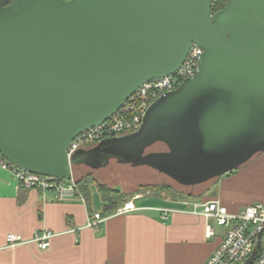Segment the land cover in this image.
Here are the masks:
<instances>
[{"label": "water", "instance_id": "obj_1", "mask_svg": "<svg viewBox=\"0 0 264 264\" xmlns=\"http://www.w3.org/2000/svg\"><path fill=\"white\" fill-rule=\"evenodd\" d=\"M0 0V154L69 182L104 156L182 187L264 153V0ZM202 51L195 75L147 110L138 132L68 159L71 142L112 118L143 84ZM161 143L164 151L146 152ZM258 250L253 258L259 256Z\"/></svg>", "mask_w": 264, "mask_h": 264}, {"label": "crops", "instance_id": "obj_2", "mask_svg": "<svg viewBox=\"0 0 264 264\" xmlns=\"http://www.w3.org/2000/svg\"><path fill=\"white\" fill-rule=\"evenodd\" d=\"M261 161L221 178L212 194L210 185L182 197L135 190L126 202L132 201L136 211L121 216L115 212L123 204L109 211L101 196L91 198L93 184L85 193L79 190L84 202L60 201L53 192L23 189L10 172L0 168V264H204L222 237H206L212 222L193 213L194 204L218 201L231 214L254 202L264 204ZM244 194L253 198L244 201ZM95 213L102 219L98 229L86 228ZM41 230L55 235L47 250L34 244L5 248L8 234L29 241Z\"/></svg>", "mask_w": 264, "mask_h": 264}, {"label": "built area", "instance_id": "obj_3", "mask_svg": "<svg viewBox=\"0 0 264 264\" xmlns=\"http://www.w3.org/2000/svg\"><path fill=\"white\" fill-rule=\"evenodd\" d=\"M68 1V0H65ZM202 55L201 49L192 45L179 69L172 75L143 84L108 121L92 128L75 138L67 150L68 159L77 151L96 147L104 140L129 136L138 132L143 118L150 106L165 94L176 90L183 81L192 78ZM0 168L10 172L20 186L25 190H37L42 194L53 192L60 201L79 199L84 202L76 182L58 181L52 177L27 173L14 166L0 154ZM136 211L132 201L117 208L115 215L121 216ZM193 213L198 214L206 222L215 223L225 229L219 245L204 264H246L260 250L250 264H264V204L256 203L243 208L237 214H231L218 201H208L194 204ZM102 222L99 213L93 214L92 220L86 223V228L98 229ZM215 233L211 226L206 227V237L212 238ZM55 235L48 230L34 232L27 241L17 234H8L5 238V248L34 244L45 251L50 247V241Z\"/></svg>", "mask_w": 264, "mask_h": 264}, {"label": "rangeland", "instance_id": "obj_4", "mask_svg": "<svg viewBox=\"0 0 264 264\" xmlns=\"http://www.w3.org/2000/svg\"><path fill=\"white\" fill-rule=\"evenodd\" d=\"M93 148L89 150L82 149V150L77 151L72 156V160L83 158L84 153L92 150ZM165 149L166 148L163 144L158 143V144L151 146L146 152H160V151H164ZM108 159L106 160L104 156L100 155L98 158L95 157L89 160L90 163L101 164L98 169H93L83 164L75 165L72 167V179H74V181H77L81 178H89L92 181L93 185H92L91 192H90L91 198L95 197L97 200H99V197L101 196V193L97 190L99 185L105 186L106 188H109V189H112V188H116L119 190L122 189V192L128 195H134L133 191L135 190L144 191L146 190L148 186L153 187V186H158V185H168L172 189V192H176L181 195H186L190 192V190H194L195 192L193 191L192 193H194L195 195V193H198L199 190L204 189L210 185L209 190H210V194H212L216 190L214 188L216 183L221 178L222 179L226 178L227 176H229V174H234L235 172H237V170L233 171L229 174H226L222 177L216 178L210 182H207L203 185H200L194 188L193 187H182V186L177 185L171 179L167 178L166 176L158 173L157 171L151 168L132 167L127 164L119 163L115 158H112L110 160ZM259 160H262L261 162H263V165H264V153L256 155L247 164L251 162L254 163V161H259ZM169 193L172 196V193L171 192ZM252 198L253 196L251 194H244L242 196V199L244 201L245 200L249 201ZM256 203H259V202H254L251 204H256ZM210 224L215 233V236H216L215 238L223 237V235L226 232L225 229L223 227L217 226L215 223H210Z\"/></svg>", "mask_w": 264, "mask_h": 264}, {"label": "trees", "instance_id": "obj_5", "mask_svg": "<svg viewBox=\"0 0 264 264\" xmlns=\"http://www.w3.org/2000/svg\"><path fill=\"white\" fill-rule=\"evenodd\" d=\"M226 2L227 0H214L212 3V14L219 12L225 6ZM75 182L82 193L87 192L89 188L88 186L92 184V181L89 178H81ZM98 189L101 193L103 201L106 202V204L109 206V211H115L118 205L125 204L126 201L130 198V195L115 190L113 188L109 189L105 186L99 185ZM146 189L167 191L171 192L174 196L182 197L181 194L172 192V189L168 185H158L153 187L148 186Z\"/></svg>", "mask_w": 264, "mask_h": 264}]
</instances>
